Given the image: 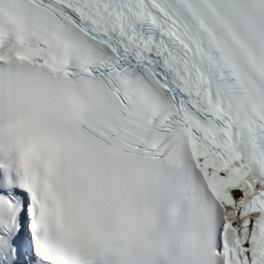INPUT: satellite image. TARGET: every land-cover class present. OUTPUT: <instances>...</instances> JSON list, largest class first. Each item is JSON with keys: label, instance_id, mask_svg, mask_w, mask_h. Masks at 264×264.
I'll return each instance as SVG.
<instances>
[{"label": "snow or ice", "instance_id": "6c2138e0", "mask_svg": "<svg viewBox=\"0 0 264 264\" xmlns=\"http://www.w3.org/2000/svg\"><path fill=\"white\" fill-rule=\"evenodd\" d=\"M0 264H264V0H0Z\"/></svg>", "mask_w": 264, "mask_h": 264}]
</instances>
